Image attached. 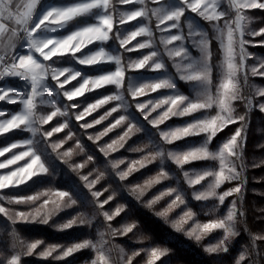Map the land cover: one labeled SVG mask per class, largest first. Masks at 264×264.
Instances as JSON below:
<instances>
[{
  "label": "snow or ice",
  "instance_id": "1",
  "mask_svg": "<svg viewBox=\"0 0 264 264\" xmlns=\"http://www.w3.org/2000/svg\"><path fill=\"white\" fill-rule=\"evenodd\" d=\"M134 2L143 5V7L136 10L120 9L113 0H71V2L63 3L28 0L21 11L20 4H16L15 10L13 9L14 0H0V45H2V48H0V101L21 105L19 111L10 114V118L0 119V136L13 130L30 134V138L12 142L0 148V157H3L6 153L12 152L13 149L26 147V150L13 153L10 158L0 162V169L17 165L19 161H24L27 158L23 166H18L12 171L0 174V190L24 185L40 174L51 175L50 166L44 158L50 155L48 149H51V153H54L65 164H69L74 155L84 153L85 149L79 139L75 142V149L69 148L66 151H61L64 145L73 140L75 136V133L70 129L68 119L50 130L45 129L43 126L48 125L56 117H68L71 110L79 107L78 104L72 103V101L83 96L86 92L108 85H114L117 89L115 94L104 96L94 103L88 104L83 111L74 113L77 122L84 120L86 116L110 101H118L119 103L93 122L80 123L79 127L81 129L93 128L94 125L100 124L120 109H123L126 113L115 119L114 123L104 131L95 136L88 135L87 137L88 140L95 143L127 121V131L123 135L99 148V151L105 157H109L110 153L123 148L124 143L132 134L144 131L143 126L135 121V118L128 111L131 105L126 100L123 92L120 91L126 79V69L122 55L116 54L114 50L106 49L103 46L96 51L80 56H77V53H81L82 49L93 43L99 42L103 45L108 42L112 38L110 33L113 32L114 23L117 20L119 25H124L129 21L137 20V18L151 20L152 17H155L159 21L157 27L161 32H170V30L175 29L181 33L161 36L160 39L161 43L165 45V51L169 57H180V62L174 64V66L181 81L193 82L192 89L195 99L175 91L177 84L171 76L165 75L164 77L155 78L153 82H144L139 86H137L136 78H127L128 92L133 98L144 95L145 89L153 92L159 89H170L173 90L174 94L155 102L148 101L147 103H137L135 105L144 119L157 130L160 143L149 140L144 148L150 147L151 150L142 159L132 161L127 170H120V165L125 163V159H109L105 167L110 166L119 181H125L133 172L159 161L161 167L156 175L146 180L143 185L138 184L129 188V193L134 195L138 201L154 185L169 179H176L164 167L167 161H171L181 170L184 182L191 189L190 196L192 200L196 202L218 200V205L212 207V212L217 211L219 206L224 205L226 198L235 196L236 199L231 201L225 215L203 224L197 222L195 227L188 229H185L184 225L193 220L197 213L187 206L189 193L180 188L179 184L166 188L144 203L146 208L154 210V206L164 197L174 196L168 206L162 211H156L155 215L164 218L176 232H184L187 237L193 238L196 242H200L203 236L212 233L214 230H222V237L215 244L206 247L205 250L209 254H226L229 252L230 243L240 235L238 225L243 223L241 218L245 216L242 209L247 183L245 173L248 166L244 151L247 129L250 123L249 117L254 109L264 113V101H260L258 104L254 103L257 98L264 97V86H257L249 80V75L264 78V59H261L258 65L246 64V60L250 56H254L253 53L247 51L246 46H264V40L245 39L246 35L252 37L264 35V27L259 30H252L249 23L251 18L244 14V10H264V0H228V7L235 11V20L224 19L223 27L215 23L220 21L221 18L229 16L227 11L221 10V0H151V3L156 5L151 8L148 7L146 0H118L119 5H129ZM38 5L40 6L39 9ZM187 12H191L208 22L215 33V38L221 41V47L224 49V61L220 65L221 79L216 86L215 94L211 90L213 68L210 63L212 55L210 46L213 37L208 31L190 19L183 21L188 28L187 35H183L182 18H185ZM87 18H92L95 22L78 25L66 35H53V33L67 29L74 22ZM233 23L235 24L234 28L232 27ZM161 25L164 27L161 28ZM225 29L226 44L223 43ZM151 35V29L145 25L124 36L117 31L115 38L119 42L120 49L131 52L147 48L149 44L139 43L134 48H126V45L138 36ZM196 37H199V39H195ZM175 41H180L181 44L178 47L169 49L167 46ZM188 42L199 49V58L191 55V51L187 47ZM159 55L160 53L157 51H151L143 55L142 58L132 60L128 67L133 69H145L146 67L154 70L165 69V63L162 60L155 59ZM39 57L43 59L41 60ZM64 57L74 60L79 65L88 66H99L111 62L115 64V69L94 77L84 76L81 70L72 66H56ZM61 77L64 79H61ZM5 78H18L23 82V85L21 88H16L6 83ZM78 78L82 79V83H79L77 87L65 88V85ZM49 79L52 83H49ZM29 87L30 90H28ZM245 89L251 94L246 95ZM238 102L244 106L245 111L243 113L238 112L236 107ZM149 105H151L150 109ZM164 105L168 106L167 110L162 111L155 118L149 119L151 112ZM45 106L49 107L51 111L47 113L42 111ZM213 106L218 109L214 116L205 117L188 123L186 126H177L169 130H161L158 127L170 117H184L200 110L211 109ZM6 114L5 110H0V118L5 117ZM233 124H238V126L230 138L222 143L218 151H211L209 145L214 137ZM66 129L68 131L63 139L59 141L51 139L54 134L61 133ZM200 133H206L207 138L199 146L189 147L185 150L165 148V145H171L175 141ZM258 147L264 148V144L258 145ZM76 149L79 151L77 152ZM131 151H143V148H133ZM202 160H218L220 170H184L185 165ZM93 161L94 157L87 155L86 161L79 164H69V167L79 175V170ZM260 166H264V160L252 165L253 168ZM93 172L96 173L95 178L90 179ZM107 175L106 171H100L99 169H93L87 175H80L83 186L91 196L88 203L93 209L92 216L89 218L83 212L77 213L71 219L57 226L61 231L71 229L74 226L92 228L94 223L102 218L104 231L97 232L100 238L99 241L94 242L91 238H85L82 241L73 242L67 247L61 244L48 245L38 254V258L52 257L59 261L82 250H92L95 258L91 260L90 264H111L110 253L113 246L110 240L105 237L110 236L113 240L124 237L138 227V222L126 223L119 228L113 227L111 224L116 216L126 211V206L120 205L111 213L105 209V206L114 199L117 193L112 191L105 199H102L104 194L109 192L111 186L104 187L102 191L94 189ZM209 177L212 179L206 186H203L202 182ZM225 182L237 183L222 193L218 192V189ZM197 185H201L199 190L196 189ZM41 195H44V193L27 197L0 194V201H5L8 205L35 203ZM56 195L60 200L52 202L54 207L47 208L49 201L45 200L39 208L32 212L14 210L0 203V214L10 222L9 232L12 237L10 255L0 250V264H22V258L37 255L35 250L43 243L41 239L27 242L26 239L21 238L15 228L18 222H38L47 225L60 210L75 206L80 200V197L72 191H58ZM180 206H185L187 210L183 212L179 219L170 220L169 213ZM204 214L208 215L209 213L205 212ZM243 230L245 233L249 231L246 226ZM147 239V236L141 237L140 242ZM258 241H264V235H251L253 249L257 248ZM114 247L120 253L121 264H133L134 258L141 255L143 251L141 249L127 254L123 246L117 244ZM53 253L58 254L53 256ZM248 254L245 247L244 251L239 254L235 264H241ZM163 256H165V250L153 247L150 251L151 258L148 264H154Z\"/></svg>",
  "mask_w": 264,
  "mask_h": 264
},
{
  "label": "rangeland",
  "instance_id": "2",
  "mask_svg": "<svg viewBox=\"0 0 264 264\" xmlns=\"http://www.w3.org/2000/svg\"><path fill=\"white\" fill-rule=\"evenodd\" d=\"M48 3H63V2H71V0H47ZM47 3L46 1H44ZM114 3H116L117 7L120 9H126V10H136L140 7H143V5H140L138 3H132L129 5H119L118 0H113ZM146 3L148 4V7H155L156 5L151 3V0H146ZM221 10L227 11L229 13L228 17L221 18L220 21L215 22L218 23L221 27H223L224 19H231L235 20V11L230 9L228 7V0H221ZM244 14L248 17H250V28L252 30H259L261 27H264V10L261 9H245ZM185 19L193 20L195 23L200 25L204 30L208 31L210 35H212V43L210 46L211 50V58L210 63L212 65V92L215 94L216 86L220 83L221 79V70L220 65L224 61V49L221 47V41L219 39L215 38V33L213 32L211 25L204 21L202 18L196 16L195 14L191 12H187L185 14V18H182V34L187 35L188 28L187 24L183 23ZM95 22L92 18L87 19H81L73 24H71L67 29L53 33V35H66L68 32L72 31L75 27L78 25H84L86 23H93ZM168 23V22H166ZM159 24V21L152 17L151 20L144 19V18H137V20L129 21L128 23L124 25H119L118 20L114 23L113 32L110 33V36L112 37L108 42H105L103 45H101L99 42L93 43L91 45H88L86 48L82 49L81 53H77V56H80L82 54L90 53L93 51H96L99 49V47L103 46L106 49L114 50L116 54H121L123 57V63L125 66V82L123 88L120 90L123 92L126 100L131 105L130 109L128 110L132 117L135 118V121H138L140 125L143 126L144 131L140 133H134L126 140L124 143V147L118 149L116 152L110 153L109 157H105L103 153L99 151L100 147H103L109 143H111L113 140H117L125 131H127V121L120 126L114 128L111 132H109L107 135L103 136L99 141H96L93 143L92 141L88 140V135H97L100 132L104 131V129L108 128L111 124L114 123L115 119H117L120 115H125V111L123 109L118 110L115 113H112L111 116H109L106 120L102 121L98 125H94L93 128L89 129H81L79 127L80 123L85 122H93L94 120L98 119L100 116L104 115L106 112L110 111L112 107H115L118 101H110L109 103L101 106L98 108L95 112H92L90 115L86 116L84 120L77 122L75 120L74 113H78L83 111L85 107H87L88 104L94 103L96 100L103 98L104 96L115 94L117 92V89L114 85H108L104 88L102 92L98 93V90L101 89H95L93 91L86 92L83 96L77 97L72 103H76L79 105L78 108L71 110L70 115L68 117H56L51 121L48 125H44L43 127L47 130H50L52 127L58 126L59 123H62L65 119H68L70 121V129L75 133V136L73 140L68 141L63 149L61 151H66L69 148L75 149V142L77 139L81 141V144L83 145L85 151L84 153H80L79 155H74L70 161L69 164H79L83 163L87 160V155H92L94 157V161L90 162L88 165H86L85 168L79 170V175L77 172L73 171L71 167H69V164L63 163L62 160L57 158L54 153H51V149H48V153L50 155L45 156V160L50 166V171L52 174H40L36 177H33L30 181H27L24 185H19L16 187H10L7 189L0 190V194L5 196H16V197H27L29 195H37L38 193H44V195H41L39 200H37L35 203H28V204H12L8 205L5 201H0V203H3L5 207L12 208L14 210L18 211H24V212H32L36 208H39L45 200H48L49 203L46 206L47 208L51 209L54 207L53 201H59L60 198L56 195L58 191H72L74 194L80 197V200L77 205L62 209L60 210L56 215L52 217V219L49 221L47 225L41 224L38 222H18L24 224V226L27 228L28 226H32L34 224V230L38 232L39 236L37 238H32L31 240H26L27 242H34L36 239H41L43 243L38 246V248L35 250V253L37 255H33L30 257H33L35 261V264H53L55 260L52 257L49 258H38V254L42 252L48 245H54V244H61L65 247L70 246L73 242H79L82 241L85 238H91L94 242L99 241V236L97 235L98 231H104V224L102 221V218L100 220L96 221L92 228H88L85 226H74L71 229L68 230H59L58 225L61 223L66 222L67 220L71 219L73 216H75L77 213H85L86 216L89 218L92 216L93 209L91 205L88 203V201L91 200L90 193L88 190L83 186V181L80 180V175H87L88 172L93 171V169H99L100 171H106L108 175L104 180L101 181L100 184L96 185L94 190H103L104 187L111 186L109 188V192L105 193L102 199H105L107 195L111 194L112 191H115L117 195L114 197V199L109 202L108 205L105 206V209L107 211L114 212L115 209L120 205L126 206V211L121 213L120 215L116 216L113 221H111V224L113 227H121L122 225L126 223H135L136 217H135V209L140 208L144 206V203L150 199H152L154 196L158 195L161 191H164L166 188L170 186H177L179 184V187L182 188L184 191L189 193L188 203L187 206L191 207L196 213L197 216L193 218V220L188 221V228L195 227L197 222L203 224L206 222H210L213 219L219 218L226 214V211L233 199H236L235 196L228 197L225 200L224 205L219 206L217 211L212 212L211 209L214 205H218V200L212 199L207 202H196L191 199L190 193L191 189L188 188L187 184L183 180L182 172L179 168H177L176 165H174L171 161H167L164 167L166 168L169 173L175 177L176 179H169L166 181H162L160 184L154 185L152 188L148 189V191L145 193V195L138 201L134 195H131L129 193V188L134 185H143L144 182L154 175H156L161 167L159 164V161H156L152 164L147 165L146 167L139 169L138 171L133 172L125 181H119L118 177L115 175L113 170L110 166L105 167L107 165V161L109 159L111 160H119V159H125V163L120 165V170H127L128 165L132 163L134 160H140L143 158V156L147 155V153L151 150V148H144V145L148 143L149 140H153L156 143H160L159 140V134L155 128L152 127L148 123L147 120L144 119V117L140 114V112L136 109L135 105L137 103H147L148 101H157L161 98H165L168 95L174 94L173 90L170 89H159L155 92L145 89L144 95H138L135 98L128 92V80L127 78L132 77L137 79V86L144 82H153L155 78L164 77L165 75L171 76L176 84L177 89L175 91L182 93L189 98L195 99V95L192 89V83L188 81H181L179 79V74L176 71V67L174 64L180 62V57H169L167 52L165 51V45L161 43V36H167L169 34H181L178 32V30H170V32H161L160 29L157 27ZM147 26L151 29L152 35L151 36H138L135 40H132L128 45H126V48H134L139 43H148L149 47L139 50H134L131 52H127L124 49H120L119 42L115 38L117 31L120 32L122 36L127 35L129 32L136 30L138 27L141 26ZM161 28L164 27L163 25L160 26ZM232 27H235V24L233 23ZM195 39H199V37H196ZM245 39L253 40V41H260L264 40V35L252 37L249 35L245 36ZM223 43H227V35H226V29H225V35L223 39ZM181 44L180 41H175L172 44L168 45L167 47L169 49L178 47ZM187 47H189L191 51V55L195 58L200 57V52L198 48H195L191 45L190 42L187 43ZM247 51L250 53H253L254 56H250L246 60V64L248 65H258L259 61L261 59H264V46H246ZM151 51H157L160 53V55L155 58L158 60H162L165 63V69L162 70H154L152 68L146 67L145 69H133L129 68L128 64L132 60H136L138 58H142L143 55H146L150 53ZM38 55V54H37ZM43 59L42 57L40 58ZM56 59V58H53ZM45 63H51V62H45ZM187 63V61H185ZM56 66L58 67H65V66H72L78 70H81L84 76H90L94 77L96 75L106 73L109 71H114L115 64L108 62L101 64L99 66H88V65H79L74 60H71L68 57H64L61 59L60 63H58ZM61 79H64L61 77ZM18 80V79H17ZM9 81L11 82L12 86L16 88H21L23 85L22 83H18V81ZM250 82L255 83L257 86H264V78L261 77H251L249 75ZM49 83H52L49 79ZM79 83H82V79L78 78L75 81H71L69 84L65 85L66 89H72L74 87H77ZM243 83V81H241ZM30 89V87H29ZM28 89V90H29ZM245 94L250 95L251 93L245 89ZM260 101H264V97L257 98L254 103L258 104ZM65 103H67L65 101ZM149 109L151 108V105L148 106ZM167 105L161 106L160 108H157L156 111L151 112L149 119L155 118L158 116L162 111L167 110ZM236 107L238 109L239 113H243L245 111L244 106L242 103H237ZM21 108V105L19 103H8L4 101H0V110L6 111V116L0 119H7L10 118V114H15L17 111H19ZM42 111L45 113L50 112L51 109L47 106H45ZM218 109L213 106L211 109L207 110H200L195 113H192L190 115L184 116V117H177L173 116L170 117L165 123L159 125L158 127L161 130H169L174 129L177 126H186L188 123L194 122L196 120L210 117L216 115ZM250 123L248 125L247 133L249 132L250 125L253 124L255 126V130L259 133V139H260V145L264 143V113H260L258 109H254L249 117ZM233 132L229 135H227L224 138H217V135L213 141L210 143L209 148L211 151H218L219 148L222 146V143L226 142L228 138L234 133L235 128L238 126V124H233ZM229 127V126H228ZM227 127V128H228ZM67 129L61 133L54 134V136L51 138L54 141H59L60 139H63L67 134ZM25 138H30V134L26 132H22L19 130H13L10 133L4 134L0 136V148L12 143V142H18ZM207 138L206 133H200L198 135L189 136L186 138H183L179 141H175L171 145H165V148L167 149H174V150H185L189 147L193 146H199L202 144ZM133 148H143V151H131ZM26 150V147H21L17 149H13L12 152L6 153L5 156L0 157V162L8 159L11 157L13 153H19L20 151ZM78 152L79 150L76 149ZM27 161V158H25L24 161H19L17 165H11L7 169H0V174L7 173L9 171L14 170L18 166H23L25 162ZM54 162V163H53ZM138 167V166H137ZM191 169H197V170H213V171H219V161H195L190 164H187L184 166V170H191ZM96 173L93 172V175L90 177V179L95 178ZM212 178H206L205 181L202 182L203 186H206L208 182H210ZM237 182H225L220 189H218V192L222 193L231 187L235 186ZM201 185H197L196 189H200ZM174 199V196L172 197H164L161 201H159L155 206L154 210H150V213L157 217L155 215L156 211H162L165 209L168 204L171 202V200ZM66 200V198H65ZM187 208L185 206H180L178 208L173 209L172 212L169 213V219L170 220H177L179 217L183 214L184 211H186ZM208 212V215H205L204 213ZM4 219L2 214H0V235L1 231L4 227ZM159 220H164V218L159 217ZM166 222V221H165ZM168 223V222H167ZM171 225L170 223H168ZM43 226H46L48 230H45L43 232ZM72 230V231H70ZM238 230L240 231V226L238 225ZM41 232L44 234L42 235ZM64 232V234L58 238V241L52 243L48 242L50 239H48V236L52 237L56 233ZM138 232L134 229L132 233H129L127 235V239L134 240L138 238ZM144 236H148L146 233H143ZM143 236V237H144ZM222 237V230L221 234L218 235V238ZM24 238V237H21ZM106 239H109L111 242V245L113 246V250L110 253V261L111 264H116V262L121 263L120 259V253L117 248L114 247V245H121L118 242V238L112 239L110 236H106ZM25 239V238H24ZM1 241V238H0ZM123 246V245H121ZM124 247V246H123ZM125 248V247H124ZM126 249V248H125ZM245 249V248H244ZM244 249L241 251L243 252ZM10 248L8 249V253L10 255ZM93 252V251H92ZM127 254H130L126 249ZM249 253V252H248ZM58 253H53V256L57 255ZM249 255V254H248ZM95 258V254L93 252V258ZM87 263H81V264H90L91 260Z\"/></svg>",
  "mask_w": 264,
  "mask_h": 264
},
{
  "label": "trees",
  "instance_id": "3",
  "mask_svg": "<svg viewBox=\"0 0 264 264\" xmlns=\"http://www.w3.org/2000/svg\"><path fill=\"white\" fill-rule=\"evenodd\" d=\"M103 89H99L98 93L102 92ZM233 127V125H230L225 128L217 135V138H224L231 134ZM258 145H260L259 133L255 130V126L251 124L247 133L244 151L248 166L245 173L247 183L242 209L245 216L241 218L243 223L239 225L240 235L230 243L228 253L209 254L205 250L206 247L215 244L220 239L218 235L221 234V230H214L212 233L203 236L200 242H196L193 238L187 237L184 232H176L165 220H159V217L153 216L150 210L143 206L136 208L134 211L136 222H138V227L135 230L139 233V237L134 240L127 239V235L118 238V242L130 254L133 251L143 249L141 255L134 258L133 264H148L151 258L150 251L153 247L165 250V256L155 261L154 264H235L239 254L245 247L249 255L241 264H264V241H258L256 249H253L251 245V235H264V166L252 167L253 164H258L261 160H264V148H260ZM3 221L4 227L0 235V250L9 254L8 249L12 243L9 232L10 222L6 219ZM245 226L249 230L248 233L243 230ZM15 228L18 230L19 236L24 237L26 240L39 236L38 232L33 229L34 224L26 228L24 224L17 223ZM184 228L188 229V224H185ZM45 230H48V228L43 226V232ZM143 233L148 235V239L140 242L141 237L144 236ZM41 234L44 235L42 232ZM63 234L64 232L56 233L52 239L51 236H48L47 238L50 239L48 242L58 241V238ZM92 258V250H82L64 260L55 261L53 264H81L89 262ZM35 262L37 263L30 256L22 258V264H35ZM116 264L121 263L116 262Z\"/></svg>",
  "mask_w": 264,
  "mask_h": 264
},
{
  "label": "crops",
  "instance_id": "4",
  "mask_svg": "<svg viewBox=\"0 0 264 264\" xmlns=\"http://www.w3.org/2000/svg\"><path fill=\"white\" fill-rule=\"evenodd\" d=\"M44 1H46L48 3L47 0H44ZM27 2H28V0H14L13 9L15 10L16 4H20L21 5V11H22L23 10V5L26 4ZM39 7L40 6L38 5V9H39ZM5 23H7V22H5ZM0 48H2V45H0ZM40 58L41 57H39V59ZM16 80H17V78H5V82L8 83V84H11V85H14V84H12L9 81H16ZM17 81H18V83H22L20 80H17Z\"/></svg>",
  "mask_w": 264,
  "mask_h": 264
},
{
  "label": "built area",
  "instance_id": "5",
  "mask_svg": "<svg viewBox=\"0 0 264 264\" xmlns=\"http://www.w3.org/2000/svg\"><path fill=\"white\" fill-rule=\"evenodd\" d=\"M18 79V78H17ZM19 80V79H18Z\"/></svg>",
  "mask_w": 264,
  "mask_h": 264
}]
</instances>
